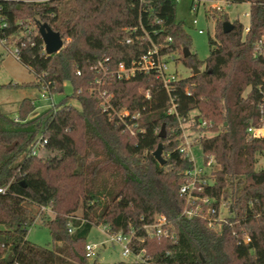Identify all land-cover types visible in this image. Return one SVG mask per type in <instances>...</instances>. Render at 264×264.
Returning <instances> with one entry per match:
<instances>
[{
    "label": "trees",
    "instance_id": "obj_1",
    "mask_svg": "<svg viewBox=\"0 0 264 264\" xmlns=\"http://www.w3.org/2000/svg\"><path fill=\"white\" fill-rule=\"evenodd\" d=\"M226 1L250 5L248 32L235 22L223 33L228 20L222 14L205 61L191 53V38L176 21L175 0L0 1V46L2 41L16 46L18 61L35 77L30 84L0 89L45 90L54 97L69 83L73 93L40 114L33 112L34 99L24 98L16 122V116L0 110V264H98L86 258L84 247L90 230L100 226L116 233L136 231L132 249H144L152 264H264V170L256 171L264 138L246 134L249 123L260 125L264 56L256 46L264 41V0ZM37 24L60 35L64 45L58 53L44 54ZM141 27L164 45L162 54L181 61L191 75L172 82L170 96L153 75L109 79L112 108L129 113L121 122L102 110L91 92V67L105 58L110 68L130 65L148 48L139 39ZM127 38L133 43L126 44ZM185 48L190 51L186 59ZM170 98L176 114H168ZM179 121L210 122L201 130L213 135L198 145L204 162L208 156L214 160L205 175L212 183L199 195L210 199L213 218L221 202L229 203L219 231L209 229L202 217L206 205L202 216L189 219L182 213L185 199L178 191L192 162L179 153ZM162 125L165 139L158 137ZM38 139L46 144L32 156ZM160 143L164 166L153 158ZM37 215L52 238L51 248L27 240ZM158 215L169 221L173 238L139 242L146 236L142 227ZM245 236L250 241L244 244Z\"/></svg>",
    "mask_w": 264,
    "mask_h": 264
},
{
    "label": "built area",
    "instance_id": "obj_2",
    "mask_svg": "<svg viewBox=\"0 0 264 264\" xmlns=\"http://www.w3.org/2000/svg\"><path fill=\"white\" fill-rule=\"evenodd\" d=\"M0 1H17V2H23V3H42L46 2L48 0H0ZM176 2H179L181 0H175ZM204 2H215L217 4L216 9L220 10L221 7H219L218 3L225 4L226 6H230V2L226 0H220V1H201V0H189L190 6L189 9L192 12H197L199 9V6L201 4H204ZM196 21H193V25H196ZM140 30L142 31V34L140 35L139 39L143 42L148 43V48L144 53L138 56V58L131 62L130 65H126L124 63H119L116 67L110 68V58H105L99 62H97L96 65L91 67L92 72L95 75V79L93 82V88L92 93L97 96V98L100 101V106L102 110L109 111L110 114H112L114 117H116L119 121L123 122L124 118L129 115V113L126 110H122L120 112H116L112 106H111V99L114 97L112 93L108 92L106 89V86L108 84L109 79H115L117 81L119 80H125L128 81L137 74H143V75H153L155 76L161 83L165 91H167L168 95L170 94V87L172 85V82L178 79V76H176L173 71H170V65L172 62H174V57L172 55L168 54H162L161 50L164 47V45L154 42L148 33L141 27ZM132 34H135L137 31V28L130 30ZM248 32V28L244 29V33ZM154 35L157 34V32H153ZM198 34H202L201 31H198ZM138 38V37H136ZM134 40L131 38L126 39V44H132ZM166 42L170 43L171 39H168ZM1 46L6 50V52L11 55L13 58L18 60L19 56V50L16 46L13 47L12 51H10V47H6L5 43L2 41ZM44 50V48H43ZM256 52L259 55L264 56V41L261 40L258 42L256 46ZM1 61V60H0ZM80 73L77 72V75ZM40 94V98L42 99H48L51 100L52 97H49L47 92L43 90ZM261 100L257 104L258 110L261 114L260 120H259V126H254L253 124L249 123V126L246 129V134L249 139H260L264 138V92L261 91ZM170 96V95H169ZM145 98L147 100L150 99V93L146 92ZM54 104H50V107H53ZM49 107V108H50ZM168 114L175 113L176 114V108L173 103V100L170 98V107H169ZM18 116L14 118V121H18ZM181 122L179 121L180 131H182ZM210 122L201 121L200 124H198L199 128H205L207 125H209ZM130 133L133 135V131L130 129ZM46 144L45 141H41L38 139L32 149V156L36 155L39 151V149L43 148ZM188 143H182L179 147V153L182 155H185L189 158L190 162H192V168L190 171L185 172L184 176L186 179V183L182 185L178 191L179 195H181L185 199V205L183 208V215H185L187 218H192L194 216H202V206L206 205L205 209V215L202 217H205L208 223V228L215 229L216 231L220 230V225L229 215V203L221 202V204L218 207V210L216 213L218 214L217 218L211 217L212 213H215L211 206L209 205L210 199L201 198L199 194L204 190L206 186H208L210 183H212L211 179H208L205 177L207 172H209L212 164L214 163V160L212 158L208 159V162H204V167H198L195 164V160H193L191 155V148L190 146L186 147ZM210 157V156H209ZM3 191L0 189V193ZM45 211L44 209H42ZM170 223L167 220V218L163 215H158L152 224L150 225H144L142 227V230L145 231V237L141 238V240H138L139 242H143L146 238L148 239H160V238H173V235L171 231L169 230ZM105 229V232H107L110 236L109 242L111 245H118L122 249V256L128 257L132 256L134 260L130 264H152L149 257L146 255V252L144 249H141L140 252L135 253L133 248L134 241L137 240L136 237V231H131L128 234L124 233H116V232H110L109 229L105 226L103 227ZM250 241V238L248 236H245L243 239V243H248ZM102 246H98L95 244H88L85 245L84 250L86 253V258L88 260H92L95 258L96 251L100 249Z\"/></svg>",
    "mask_w": 264,
    "mask_h": 264
},
{
    "label": "rangeland",
    "instance_id": "obj_3",
    "mask_svg": "<svg viewBox=\"0 0 264 264\" xmlns=\"http://www.w3.org/2000/svg\"><path fill=\"white\" fill-rule=\"evenodd\" d=\"M176 7V21L183 24L184 30L191 38V53L196 55L200 61H205L209 56V37H214V29L216 20L222 15L226 14L228 22L239 23L245 28L250 25L249 13L250 5L248 3H242L239 5L226 6L225 4L218 3L220 10L216 9L215 2H204L199 6L197 12H192L189 9V0H181L177 2ZM209 16L206 15V13ZM193 21H196V25H193ZM201 31L202 34H198ZM13 47H10L12 51ZM175 58H180L178 55H174ZM0 85H22L30 84L35 80L33 74L22 65L18 60L9 55L6 50L0 46ZM170 71L182 78H187L191 75L190 69L186 68L181 61L172 62L170 65ZM72 87L69 83L63 86L62 92L48 99L40 98V95L36 93L34 89H0V110L9 116H16L19 103L24 98L34 99V113L40 114L50 107V104H60L62 101L67 100L72 95ZM74 107H78V103L74 99H70L68 102ZM182 131L180 133L181 143H188L186 147L190 146L191 155L195 164L198 167H204V160L201 153V148L198 145L201 138H208L213 135L211 131L201 130L198 126H195L192 121L181 124ZM162 158L164 156L162 154ZM212 158L211 156L206 159ZM213 165V164H212ZM264 170V154L258 157L256 164V171ZM45 216L53 219L54 216L51 212H45ZM78 218L81 217L77 212ZM35 224L27 231V240L34 245L51 248L52 238L43 224L42 215H37ZM110 236L103 227H93L86 239V245L95 244L102 246L96 251L95 258L98 264H119V263H132L134 258L132 256L123 257L122 249L118 245H111L109 242Z\"/></svg>",
    "mask_w": 264,
    "mask_h": 264
},
{
    "label": "water",
    "instance_id": "obj_4",
    "mask_svg": "<svg viewBox=\"0 0 264 264\" xmlns=\"http://www.w3.org/2000/svg\"><path fill=\"white\" fill-rule=\"evenodd\" d=\"M38 26V34L40 36L41 42H43L44 54L46 56L53 55L58 53L64 45V42L61 40L60 35L54 32L51 27L47 24H37ZM233 29V25L225 21L222 24V32L229 33ZM190 55L189 49H183L182 56L186 59ZM191 71L194 75L199 74V70H197L194 66L191 67ZM165 126L162 125L161 130L158 134L160 139H165ZM163 145L162 143L158 144L156 151L153 153V158L157 161L160 166H164L166 161L162 158Z\"/></svg>",
    "mask_w": 264,
    "mask_h": 264
}]
</instances>
